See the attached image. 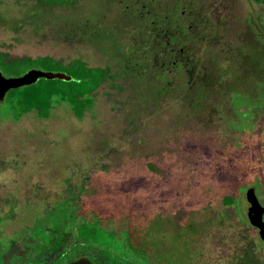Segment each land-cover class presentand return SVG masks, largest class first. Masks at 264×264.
<instances>
[{"label":"rangeland","instance_id":"obj_1","mask_svg":"<svg viewBox=\"0 0 264 264\" xmlns=\"http://www.w3.org/2000/svg\"><path fill=\"white\" fill-rule=\"evenodd\" d=\"M157 1L158 14L176 5L163 31L185 47L168 58L177 67L151 66L126 0H0V51L108 73L79 116L56 100L45 117L18 114L0 99V231L42 225L46 257L72 255L78 224L109 218L178 262L264 264L245 215L249 188L264 206V3Z\"/></svg>","mask_w":264,"mask_h":264},{"label":"trees","instance_id":"obj_2","mask_svg":"<svg viewBox=\"0 0 264 264\" xmlns=\"http://www.w3.org/2000/svg\"><path fill=\"white\" fill-rule=\"evenodd\" d=\"M35 1L53 5L69 3L74 0ZM252 1L264 3V0ZM158 15L160 28L168 27V20H174L173 16ZM178 41L182 43L181 39ZM149 51L151 66L155 67L158 64L161 68L165 67L167 63L166 61L162 62V57L167 58L171 51L159 50L158 60H153V50L149 49ZM28 69L62 72L69 76L68 80L39 77L28 85H22V88H13L5 92L4 95L8 103L10 102L11 105L14 103L19 107L18 114L33 111L40 117L46 116L51 103L55 100L63 102L75 116H79L91 106V93L108 74L104 67L88 66L77 59H73L69 63H62L48 55L17 57L0 51V73L3 76H19ZM224 202L230 203V200L224 199ZM75 218L73 215L72 219L75 220ZM107 220L106 225L81 221L77 227L75 249L73 250V246L71 247L72 255H65L64 250L58 253V250L54 251L55 254L46 257L53 244L42 225L40 228H33L32 233L24 229L23 236L18 239L4 237L0 231V264H60L74 258H87L93 264H201L199 256L192 257V261L186 262L173 260L162 253L153 241H133L123 224L115 228L109 225L110 219ZM64 226L66 227V225ZM62 232L66 238L71 236L69 231ZM87 239L90 240L89 243ZM227 264L233 263L229 260Z\"/></svg>","mask_w":264,"mask_h":264},{"label":"flooded vegetation","instance_id":"obj_3","mask_svg":"<svg viewBox=\"0 0 264 264\" xmlns=\"http://www.w3.org/2000/svg\"><path fill=\"white\" fill-rule=\"evenodd\" d=\"M157 0H126V4H125V8L130 7V9L132 10L133 14H135L134 16L139 18V22H141L140 25V33H144L146 31H148L150 33L151 39L150 41H146L143 43V47L146 49H152L153 50V60H158L159 59V50H169L171 51L169 53V57L172 56V54L174 53V49L177 48L178 52H182L185 47L181 46L182 43H180L181 41H176V38L174 37L173 34H169L164 32L163 28H160V24H159V15L158 13L152 12L151 10V6L153 4H156ZM158 7V6H157ZM175 8L176 5L172 6V12H168L166 14H162L164 17H166L168 15V17L174 15L175 12ZM169 25L168 27L171 28L172 26H174V20L170 21L168 20ZM172 24V25H171ZM156 32V33H155ZM154 34H156V36L161 35V39L160 36L157 38L154 36ZM167 56V58L164 59V57H162V62L166 61L167 64L172 63L173 66L177 67V65L182 64V59H178V58H172V60L168 59L169 57ZM79 258H74V259H70L64 263H60V264H65L68 263L70 261L73 260H77ZM87 259V258H84ZM88 260V259H87ZM89 261V260H88ZM91 262V261H89ZM92 263V262H91ZM93 264V263H92Z\"/></svg>","mask_w":264,"mask_h":264},{"label":"water","instance_id":"obj_4","mask_svg":"<svg viewBox=\"0 0 264 264\" xmlns=\"http://www.w3.org/2000/svg\"><path fill=\"white\" fill-rule=\"evenodd\" d=\"M44 77L46 79H62L68 80L69 76L62 72H49L39 69H28L23 74L14 77H6L0 73V99L4 96L5 92L9 89L17 88L22 85H27L34 82L37 78ZM246 198V218L248 223L256 230L257 236L260 241L264 242V206L259 203L252 188L245 192ZM65 264H92L87 259L79 258Z\"/></svg>","mask_w":264,"mask_h":264}]
</instances>
